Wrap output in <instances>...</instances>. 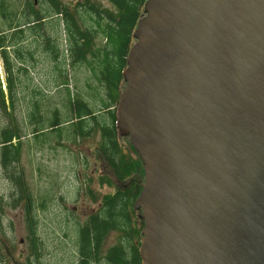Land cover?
Here are the masks:
<instances>
[{"label":"water","instance_id":"95a60500","mask_svg":"<svg viewBox=\"0 0 264 264\" xmlns=\"http://www.w3.org/2000/svg\"><path fill=\"white\" fill-rule=\"evenodd\" d=\"M144 13L117 119L144 167L142 264H264V0Z\"/></svg>","mask_w":264,"mask_h":264},{"label":"trees","instance_id":"16d2710c","mask_svg":"<svg viewBox=\"0 0 264 264\" xmlns=\"http://www.w3.org/2000/svg\"><path fill=\"white\" fill-rule=\"evenodd\" d=\"M107 1L112 8H101L89 0H77L73 8L60 0H41L38 9L33 0H26L20 9L18 3L0 0V56L7 72L6 91L0 79V119L4 121L0 126V161L6 179L14 185L10 199L0 197V264H16L14 250L8 248L13 245L4 225L6 209L23 207L29 242L23 264H40L44 248L40 213L63 200L50 189L44 190L45 194L34 193L27 183L21 167L24 139H30L31 147L54 141L62 146L64 140H86L96 131L101 136L99 153L108 168V174L99 175L98 184L114 192L96 200L98 209L84 224L73 221L75 264H142L139 248L145 223L135 202L143 190L145 173H139L140 165L144 167L133 146L134 155L124 152L117 106L125 86L127 57L135 43L134 31L147 0ZM53 17L60 19L65 35L63 53L56 36H49L45 29L47 19ZM59 22L54 34L61 28ZM31 48L53 55L54 71L60 76L50 83L55 91L48 92L50 85L42 80L34 81L31 71L36 70L37 61L33 54L28 60L22 53ZM77 66L88 67L96 85L87 84L86 98L71 87L69 71ZM93 103L99 110L95 111ZM70 222L68 218L65 225ZM111 233L119 234L120 240L103 255L104 242Z\"/></svg>","mask_w":264,"mask_h":264},{"label":"rangeland","instance_id":"374dc122","mask_svg":"<svg viewBox=\"0 0 264 264\" xmlns=\"http://www.w3.org/2000/svg\"><path fill=\"white\" fill-rule=\"evenodd\" d=\"M9 3H18L20 9L26 0H8ZM38 9L41 8V0H33ZM64 5L75 7L77 0H60ZM82 1V0H80ZM84 1V0H83ZM101 8H112L107 0H89ZM47 34L60 37L62 47L66 46L65 35L62 31L61 22L56 17L47 19ZM56 21V23H55ZM60 23L58 32L54 34V26ZM51 63V61H50ZM49 60L40 58L39 69L36 71L40 77H49L51 74V64ZM42 70L45 72L42 73ZM33 72V71H32ZM71 77L72 90L82 97H87V84L95 83L92 80V74L88 67H75L69 71ZM36 75V76H37ZM48 92H53V87L48 88ZM95 111L99 106L93 103ZM2 122V123H1ZM4 121L0 119V126ZM30 139H24L23 154L21 157V167L27 183L34 193H46L50 189L56 196L62 197L58 203H52L48 210L40 213L39 234L43 241V253L40 264H75V254L72 249L71 235L73 230V221L84 224L88 218L98 209L97 199L103 195L114 192L113 188L100 186L99 175L108 174V168L105 166L103 158L99 153L101 141L100 132L96 131L90 138L79 140L78 142L64 140L62 146L52 142V145H42V147L29 146ZM120 142L126 154L134 153L131 151L130 139L127 136H121ZM144 168H141L140 175L144 174ZM144 186V184H143ZM14 185L5 177L0 161V197L10 199ZM45 190V191H44ZM94 195L91 198L90 193ZM75 209V210H74ZM141 217V211H138ZM71 222L69 226L65 223L67 219ZM4 225L8 227L11 244L8 248L15 253L16 264H23L29 254V242L27 239V230L24 222L23 207L18 209H6ZM69 237L66 238L65 234ZM120 235L111 233L105 240L102 252L105 255L111 247L118 244ZM8 248H6L8 250ZM14 248V249H13ZM8 250V251H9ZM9 251V252H10Z\"/></svg>","mask_w":264,"mask_h":264},{"label":"crops","instance_id":"0c3cea01","mask_svg":"<svg viewBox=\"0 0 264 264\" xmlns=\"http://www.w3.org/2000/svg\"><path fill=\"white\" fill-rule=\"evenodd\" d=\"M55 38L57 39L56 43H57L61 53H63L62 50L64 49V47H62V45L60 43V37L56 36ZM33 51H34V49H32V48L30 50L29 49H23L22 53H24L27 56L26 58L28 60H32L31 56L33 54L34 60L37 61L36 64H35V66H36V70L34 71L35 73L31 71V75L34 78V81L39 83V81L42 80V81L46 82L48 85H50V83H53L55 78H57V79L60 78V76L59 75L57 76V74L54 71V63L55 62L53 61V55H49L48 51H46V50H44L42 52H41V50L40 51L39 50H35V52H33ZM11 53H12V50H11ZM40 58H45V59L49 60V63L51 61L50 64H51L52 67H51V74L49 75V77H43L42 78L39 75H37V73H36V71H38L37 69H39ZM0 69H1L2 74H3V83H4V86L6 87V84H7L6 83L7 72H6L5 68H4V63H3V60L1 58V56H0ZM44 72L45 71L42 70V73H44ZM50 87H51V85H50Z\"/></svg>","mask_w":264,"mask_h":264}]
</instances>
